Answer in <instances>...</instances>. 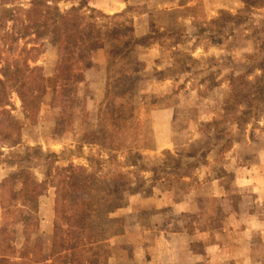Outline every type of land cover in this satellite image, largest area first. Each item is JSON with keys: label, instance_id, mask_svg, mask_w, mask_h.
Listing matches in <instances>:
<instances>
[{"label": "rangeland", "instance_id": "obj_1", "mask_svg": "<svg viewBox=\"0 0 264 264\" xmlns=\"http://www.w3.org/2000/svg\"><path fill=\"white\" fill-rule=\"evenodd\" d=\"M100 1L0 0V264H106L112 253L120 256L119 243L112 249L106 240L123 229L124 218L116 215L118 207L128 204L123 192L144 187L138 174L149 164L140 162L133 170L131 162L141 160V154L127 147L152 142L143 119L150 106H173L182 122L196 120L201 110L208 119L214 110L216 119L202 122L200 131L208 135L215 129L212 139L221 147H215L211 158L218 166L226 151H233L231 162L234 156L243 161L253 155L238 147L240 141L264 138V0H220L229 7L210 20L200 18L203 0H187L191 5L182 12L196 18L186 25L196 31L198 43L217 51L194 62L182 53L176 66L165 69L161 64L154 73L145 70V65L157 64L154 58L137 57L136 47L148 40L136 38L132 16L143 8L106 13ZM72 7L84 17L82 33L92 23L105 34V47L81 48L78 82L64 79L62 43L51 25L55 11ZM184 27L174 24L172 30L179 33ZM178 36L156 31L151 37L167 45L182 39ZM102 59L107 81L94 113L92 97L102 89L84 83L85 74ZM152 76L179 80L149 89ZM180 89H197L200 111L189 109L188 97L178 98ZM210 94L215 100L207 98ZM211 158L205 161L213 169ZM164 163L176 167V179L182 177L181 162L172 153L165 152L150 166L161 176ZM47 210L55 214L49 237L40 227ZM147 216L141 213V218Z\"/></svg>", "mask_w": 264, "mask_h": 264}, {"label": "crops", "instance_id": "obj_2", "mask_svg": "<svg viewBox=\"0 0 264 264\" xmlns=\"http://www.w3.org/2000/svg\"><path fill=\"white\" fill-rule=\"evenodd\" d=\"M203 1L205 12L201 19H213L220 9L229 7L220 0ZM191 2L101 0L99 6L106 13H124L134 6L143 8L132 16L136 38L148 40L136 47L137 57L143 60L147 56L154 58L157 64L147 62L145 65L146 71L154 73L162 69L161 64L165 69L176 66L175 58L182 53L189 55L192 62L202 55H215L217 48L198 43L194 36L196 31L186 25L189 19L196 18L182 12ZM180 23L185 27L179 34L172 30V26ZM156 31L169 38L179 34L182 39L163 45L156 37H151ZM166 54L161 63L156 61ZM106 68V60L102 59L85 74L84 83L93 82L102 89V93L92 97L90 110L94 113H98L96 105L104 95ZM178 77H149V89L171 86L179 80ZM176 95L180 100L188 97L193 101H190L189 109L201 110V95L197 89L176 90ZM207 98L215 100L211 94ZM199 113L196 120L184 122L183 118L176 119L177 109L173 106H150L144 114L152 142L148 145L133 143L127 147L132 154H141V160L131 162L133 170L136 171L135 164L140 162L149 164L138 174L145 179L144 189L123 192L129 196L128 204L116 209V215L124 218L123 229L120 234L106 240L112 249L119 243L120 256L112 253L106 264H264V138L240 141L238 147L242 146L253 155L247 154L243 161L234 156L231 162L229 155L233 151H226L227 160L218 166L211 158L215 147H221L212 139L215 129L211 136L200 131L202 122L216 119V112L213 110L208 119L204 117L203 110ZM200 141L204 145L201 146ZM165 152L180 160L184 173L179 180L173 175L176 167L170 164L164 163L165 171L161 176L151 168L150 164L158 161ZM210 158L213 169L206 162ZM228 177L231 178L230 183ZM143 212H147V218H141ZM54 217L55 214L47 210L40 219L41 231L48 237L54 233Z\"/></svg>", "mask_w": 264, "mask_h": 264}, {"label": "trees", "instance_id": "obj_3", "mask_svg": "<svg viewBox=\"0 0 264 264\" xmlns=\"http://www.w3.org/2000/svg\"><path fill=\"white\" fill-rule=\"evenodd\" d=\"M43 3L48 9L50 8V6L46 5V2L43 1ZM79 12L80 9L77 7H72L69 11L64 13L55 11L54 17L51 19V25H54L52 32L56 33L60 37L62 51L64 53L60 69L62 72H66L64 79L68 81L72 80V82H78L82 80V74L80 72L81 67L79 66L81 59L78 57V54L82 51L81 48L85 47L87 50L91 51L105 47V43L103 41V39H105L104 32L94 29L92 23L89 26L90 31L88 33H82L80 27L81 20L84 17ZM126 45H129V43H126ZM115 51H117L116 48L112 50V54H115L113 53ZM69 61L71 64L67 65V62ZM74 69L76 71H74ZM84 203H86V205H90V202L87 200H85ZM65 257H67V254ZM89 262V260H86L84 261V264H88ZM67 263H69V261L66 260L65 264Z\"/></svg>", "mask_w": 264, "mask_h": 264}]
</instances>
